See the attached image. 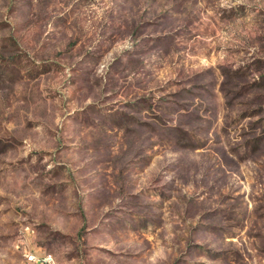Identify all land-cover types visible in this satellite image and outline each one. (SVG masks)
Wrapping results in <instances>:
<instances>
[{
	"label": "rangeland",
	"instance_id": "obj_1",
	"mask_svg": "<svg viewBox=\"0 0 264 264\" xmlns=\"http://www.w3.org/2000/svg\"><path fill=\"white\" fill-rule=\"evenodd\" d=\"M264 264V0H0V264Z\"/></svg>",
	"mask_w": 264,
	"mask_h": 264
},
{
	"label": "built area",
	"instance_id": "obj_2",
	"mask_svg": "<svg viewBox=\"0 0 264 264\" xmlns=\"http://www.w3.org/2000/svg\"><path fill=\"white\" fill-rule=\"evenodd\" d=\"M26 264H55V261L51 254H45L42 256L30 254L27 256Z\"/></svg>",
	"mask_w": 264,
	"mask_h": 264
}]
</instances>
